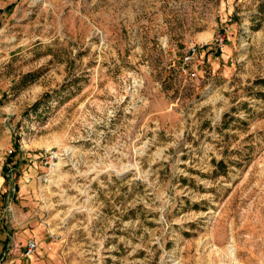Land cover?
<instances>
[{"label":"rangeland","instance_id":"1","mask_svg":"<svg viewBox=\"0 0 264 264\" xmlns=\"http://www.w3.org/2000/svg\"><path fill=\"white\" fill-rule=\"evenodd\" d=\"M1 228L39 248L0 264H264V0H0Z\"/></svg>","mask_w":264,"mask_h":264},{"label":"built area","instance_id":"2","mask_svg":"<svg viewBox=\"0 0 264 264\" xmlns=\"http://www.w3.org/2000/svg\"><path fill=\"white\" fill-rule=\"evenodd\" d=\"M225 41H226V38L224 36L220 37L218 39V47L219 48H223L224 45H225ZM200 51V47H198V45L194 44L190 47V50H189V56H187L185 58L186 61H191L193 60L194 56L198 54V52ZM192 76H196L195 73H192ZM38 243L37 241L33 240V239H30L27 241L26 245H25V253H24V256L26 258H32L35 253L38 251Z\"/></svg>","mask_w":264,"mask_h":264},{"label":"crops","instance_id":"3","mask_svg":"<svg viewBox=\"0 0 264 264\" xmlns=\"http://www.w3.org/2000/svg\"><path fill=\"white\" fill-rule=\"evenodd\" d=\"M21 236L23 239H21V237L20 238H17V237L12 238L8 233H6V230L4 228H1L0 229V249L1 248H7V247L11 246L14 254L19 255V253L21 251L20 248L23 245L25 246L26 240H28V238H31V236H29V235H21ZM38 248H39V246H38Z\"/></svg>","mask_w":264,"mask_h":264},{"label":"bare ground","instance_id":"4","mask_svg":"<svg viewBox=\"0 0 264 264\" xmlns=\"http://www.w3.org/2000/svg\"><path fill=\"white\" fill-rule=\"evenodd\" d=\"M232 255H233L232 257L234 258V257H235V255H234L233 253H232Z\"/></svg>","mask_w":264,"mask_h":264}]
</instances>
